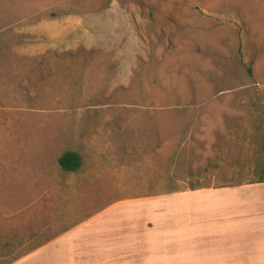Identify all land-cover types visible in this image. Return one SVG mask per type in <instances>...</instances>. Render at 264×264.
<instances>
[{"label": "rangeland", "instance_id": "rangeland-1", "mask_svg": "<svg viewBox=\"0 0 264 264\" xmlns=\"http://www.w3.org/2000/svg\"><path fill=\"white\" fill-rule=\"evenodd\" d=\"M260 176L264 0H0L4 263L112 203Z\"/></svg>", "mask_w": 264, "mask_h": 264}, {"label": "crops", "instance_id": "crops-1", "mask_svg": "<svg viewBox=\"0 0 264 264\" xmlns=\"http://www.w3.org/2000/svg\"><path fill=\"white\" fill-rule=\"evenodd\" d=\"M12 264H264V181L115 202Z\"/></svg>", "mask_w": 264, "mask_h": 264}, {"label": "trees", "instance_id": "trees-1", "mask_svg": "<svg viewBox=\"0 0 264 264\" xmlns=\"http://www.w3.org/2000/svg\"><path fill=\"white\" fill-rule=\"evenodd\" d=\"M57 163L62 170L73 172V171H76L80 167L81 157L75 151L65 150L59 155L57 159ZM255 181H264V176H260ZM19 259L20 258L14 260L12 263L18 261Z\"/></svg>", "mask_w": 264, "mask_h": 264}]
</instances>
